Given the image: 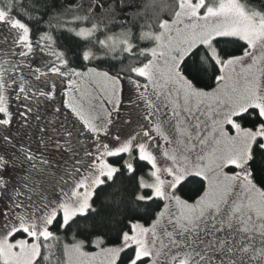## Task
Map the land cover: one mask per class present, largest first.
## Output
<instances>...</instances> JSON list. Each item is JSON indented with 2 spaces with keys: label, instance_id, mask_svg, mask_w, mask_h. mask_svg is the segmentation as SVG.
<instances>
[{
  "label": "snow or ice",
  "instance_id": "snow-or-ice-1",
  "mask_svg": "<svg viewBox=\"0 0 264 264\" xmlns=\"http://www.w3.org/2000/svg\"><path fill=\"white\" fill-rule=\"evenodd\" d=\"M0 264H264V0H0Z\"/></svg>",
  "mask_w": 264,
  "mask_h": 264
},
{
  "label": "trees",
  "instance_id": "trees-1",
  "mask_svg": "<svg viewBox=\"0 0 264 264\" xmlns=\"http://www.w3.org/2000/svg\"><path fill=\"white\" fill-rule=\"evenodd\" d=\"M141 4L142 5H149L150 4V0H141ZM148 13H151L153 11V9L151 7H148L147 9ZM61 39L62 42L66 45H68L69 47L72 48V50L78 51L79 48L82 46V42L79 41L78 39H71L69 38L68 34L66 33H61ZM200 178L198 177H190L188 182H187V186L185 188V192L188 194H194L196 191L199 190L200 188ZM97 203H99V201H97ZM89 249H94V248H89Z\"/></svg>",
  "mask_w": 264,
  "mask_h": 264
},
{
  "label": "rangeland",
  "instance_id": "rangeland-1",
  "mask_svg": "<svg viewBox=\"0 0 264 264\" xmlns=\"http://www.w3.org/2000/svg\"><path fill=\"white\" fill-rule=\"evenodd\" d=\"M37 62L39 63L40 62V57H37ZM88 251H94L95 249H86Z\"/></svg>",
  "mask_w": 264,
  "mask_h": 264
}]
</instances>
